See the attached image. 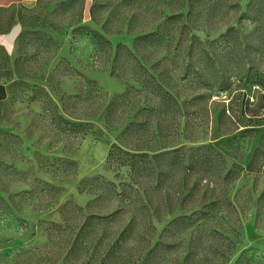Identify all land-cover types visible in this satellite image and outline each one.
<instances>
[{"label": "rangeland", "instance_id": "obj_1", "mask_svg": "<svg viewBox=\"0 0 264 264\" xmlns=\"http://www.w3.org/2000/svg\"><path fill=\"white\" fill-rule=\"evenodd\" d=\"M10 17L0 264H264V0Z\"/></svg>", "mask_w": 264, "mask_h": 264}, {"label": "crops", "instance_id": "obj_2", "mask_svg": "<svg viewBox=\"0 0 264 264\" xmlns=\"http://www.w3.org/2000/svg\"><path fill=\"white\" fill-rule=\"evenodd\" d=\"M37 0H0V11L12 10L22 5H29ZM0 23V52L12 53L22 34V24L17 17H10ZM9 96L8 88L0 82V103Z\"/></svg>", "mask_w": 264, "mask_h": 264}, {"label": "trees", "instance_id": "obj_3", "mask_svg": "<svg viewBox=\"0 0 264 264\" xmlns=\"http://www.w3.org/2000/svg\"><path fill=\"white\" fill-rule=\"evenodd\" d=\"M263 138H264V136L262 137V142H264Z\"/></svg>", "mask_w": 264, "mask_h": 264}]
</instances>
